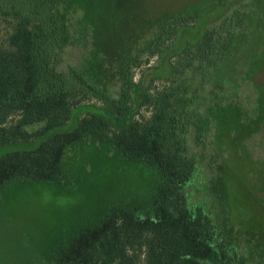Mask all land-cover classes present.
<instances>
[{"label": "trees", "instance_id": "trees-1", "mask_svg": "<svg viewBox=\"0 0 264 264\" xmlns=\"http://www.w3.org/2000/svg\"><path fill=\"white\" fill-rule=\"evenodd\" d=\"M133 1L0 0V197L19 182L66 183L76 153L95 146L148 174L150 207L109 206L40 264H264V229L236 208L238 189L251 191L223 160L246 154L242 141L264 125V89L252 116L237 101L264 65L256 1L132 22ZM75 44L85 52L65 65ZM212 128V154L193 152L189 138L203 144ZM219 178L221 218L207 202Z\"/></svg>", "mask_w": 264, "mask_h": 264}, {"label": "rangeland", "instance_id": "rangeland-1", "mask_svg": "<svg viewBox=\"0 0 264 264\" xmlns=\"http://www.w3.org/2000/svg\"><path fill=\"white\" fill-rule=\"evenodd\" d=\"M203 1L206 0H134L128 8L130 11L128 15L133 17L130 19L132 22L137 21L140 15L146 22H153L163 14H185L191 7ZM238 1L247 3L249 0H235L233 3ZM254 1L255 10L259 12L256 13L257 22L253 32L264 38L260 32V24L257 25L264 22V0ZM203 18L207 22L210 21V24L218 20L212 10L207 15L203 14ZM203 22L200 19L199 24L202 25ZM209 23L205 28L210 25ZM138 30L137 28L136 34L140 33ZM2 31L0 38L4 36ZM203 31L202 29L201 32ZM84 52L83 45L75 44L68 48L64 55V64L75 65ZM154 64L155 60L150 65ZM244 71L245 68H241L239 73ZM135 75L139 78L140 72H136ZM240 77L239 74L237 78L241 79ZM257 88L264 89V65L250 82L240 84L237 101L244 110L243 113L253 115ZM256 126L257 124H254V127ZM212 142L214 143V128L206 135L203 144L194 145L189 138L188 145L192 147L193 152H200L203 149V155L208 156L212 154L215 145ZM242 146L246 154L239 150L237 158L234 157L231 163L228 154L223 155V160L228 161L226 163L230 169L232 166L233 169L237 168L235 166L240 167V176L251 191L247 189L246 193L245 190L238 189L239 201L236 208L241 210L237 209L240 212L237 214L242 216L249 208L251 214L258 220L257 227L264 229V125L243 140ZM222 148L224 150V147ZM205 162L207 161L204 160V164ZM68 169L66 183L19 182L0 197V264L43 263L49 256L63 250L72 237L83 228L103 220L105 210L109 206L128 207L139 204L145 208L150 207L153 190L148 174L105 154L101 148L91 146L80 150ZM213 172L206 170L203 179L212 177ZM220 177H223L222 173ZM221 186L220 178L214 181L211 184L213 193L210 191L207 200L215 208L218 218H221L222 214L225 216V212L229 213L226 202L219 196ZM254 199L262 212L257 210ZM238 251L241 255L244 254L242 242Z\"/></svg>", "mask_w": 264, "mask_h": 264}]
</instances>
